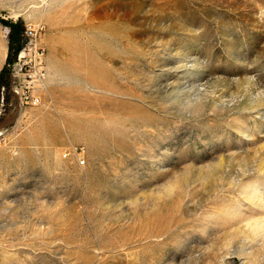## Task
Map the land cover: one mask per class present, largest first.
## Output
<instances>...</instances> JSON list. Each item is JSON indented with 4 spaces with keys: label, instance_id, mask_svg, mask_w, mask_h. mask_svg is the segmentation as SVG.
<instances>
[{
    "label": "rangeland",
    "instance_id": "obj_1",
    "mask_svg": "<svg viewBox=\"0 0 264 264\" xmlns=\"http://www.w3.org/2000/svg\"><path fill=\"white\" fill-rule=\"evenodd\" d=\"M2 68L0 264H264V0H0Z\"/></svg>",
    "mask_w": 264,
    "mask_h": 264
},
{
    "label": "trees",
    "instance_id": "obj_2",
    "mask_svg": "<svg viewBox=\"0 0 264 264\" xmlns=\"http://www.w3.org/2000/svg\"><path fill=\"white\" fill-rule=\"evenodd\" d=\"M5 25L9 28L8 32V54L6 61L9 63L12 57L19 51L22 44V24L19 21L11 22L4 21ZM12 56V57H11ZM7 74L5 68L0 70V90H6L7 86Z\"/></svg>",
    "mask_w": 264,
    "mask_h": 264
}]
</instances>
